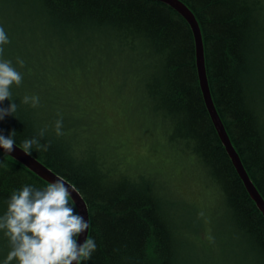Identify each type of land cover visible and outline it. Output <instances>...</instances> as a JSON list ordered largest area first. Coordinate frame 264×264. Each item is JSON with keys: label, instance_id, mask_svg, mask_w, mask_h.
Wrapping results in <instances>:
<instances>
[{"label": "trees", "instance_id": "16d2710c", "mask_svg": "<svg viewBox=\"0 0 264 264\" xmlns=\"http://www.w3.org/2000/svg\"><path fill=\"white\" fill-rule=\"evenodd\" d=\"M180 1L201 29L214 106L264 199V106L258 97L264 86V0ZM0 27L9 39L0 45V59L11 61L23 77L11 86L18 107L0 120V134L15 131L19 147L32 138L46 145V151L34 145L31 156L82 197L87 239L95 240L96 250L80 264H179L188 236L165 196L171 183L150 177L141 166L132 169L107 146L100 123L87 124L96 118L91 106H83L89 90L119 96L120 105L136 111L154 139L167 142L196 173L221 209L225 232L234 241V264H264V217L206 109L194 37L181 15L155 0H0ZM25 96H38L39 104L21 103ZM60 119L66 126L57 135ZM85 133L95 142L80 145L85 147L78 157L77 141ZM48 184L0 152V215L14 191ZM9 251L0 232V264Z\"/></svg>", "mask_w": 264, "mask_h": 264}, {"label": "rangeland", "instance_id": "374dc122", "mask_svg": "<svg viewBox=\"0 0 264 264\" xmlns=\"http://www.w3.org/2000/svg\"><path fill=\"white\" fill-rule=\"evenodd\" d=\"M260 90L258 97L264 106V86ZM82 100L85 108L87 105L92 107L87 108L96 117L94 122L88 120L87 124L92 125L97 121L100 123L105 131L106 144L116 152L117 157L133 164L132 169L138 170L141 166L140 169L150 177L165 184H168L167 181L171 183L170 191H166L165 196L170 198L169 202L180 216L188 235L185 248L181 250L179 264H234V241L225 232L221 209L214 196L210 199L209 191L196 173L186 167L183 158L175 154L167 142L164 141V144L163 141L154 139L153 130L149 127L148 131L143 127V122L137 119V112L133 115L127 103L120 105L119 96L108 91L102 95L89 90L83 93ZM65 126L66 123L62 120V127ZM86 136L87 133L80 135L81 141H77L79 146L95 142ZM81 147L85 146L78 148V157L83 155ZM213 219V234L208 237V221ZM218 251L225 257L221 258Z\"/></svg>", "mask_w": 264, "mask_h": 264}, {"label": "clouds", "instance_id": "9594fccd", "mask_svg": "<svg viewBox=\"0 0 264 264\" xmlns=\"http://www.w3.org/2000/svg\"><path fill=\"white\" fill-rule=\"evenodd\" d=\"M9 43L3 27H0V45ZM0 47V56L3 54ZM23 67L24 62L18 60ZM22 75L12 62L0 59V104L5 100L11 103L7 108L0 107V120L13 116L17 103L12 99L11 86L22 83ZM21 103L39 104L38 96H25ZM62 119L55 124L56 134L62 135ZM16 132L8 136L0 134V148L11 153L16 147ZM43 138L44 130L39 132ZM41 146L36 138L25 139L20 149L30 156L33 146ZM71 192L65 182L58 178L43 188L25 185L14 191L7 203V210L0 215V232L7 238L10 251L3 264H80L91 258L96 250L94 239H85L78 244L77 238L87 232L89 224L75 211L70 203Z\"/></svg>", "mask_w": 264, "mask_h": 264}, {"label": "water", "instance_id": "95a60500", "mask_svg": "<svg viewBox=\"0 0 264 264\" xmlns=\"http://www.w3.org/2000/svg\"><path fill=\"white\" fill-rule=\"evenodd\" d=\"M157 2L163 3L167 6H169L171 9L176 11L179 15H181L189 24L193 37L195 42V52H196V66H197V73H198V79L199 84L201 88V92L203 95L204 103L206 106V109L209 113V116L211 118V121L214 125V128L219 136V139L225 148V151L227 155L229 156L237 174L239 175L248 195L250 198L254 201L256 204V207L261 212V214L264 217V199L258 192L257 188L251 181L250 177L248 176L241 159L239 158V155L234 148L229 135L226 132V129L217 113V110L214 106L207 75H206V68H205V57H204V45H203V39L201 30L199 27V24L197 22V19L195 18V15L192 13V11L180 0H155ZM0 152L7 155L8 157L12 158L28 170H30L32 173L43 179L44 181L48 183L55 182L58 178L62 179L66 186L69 187V190L71 192L70 199L73 201L74 205L76 206L77 212L84 217L85 221L89 224V215L88 210L86 207L85 202L83 201L82 197L79 195V193L73 188V186L64 180L62 177L56 175L54 172H52L50 169L45 167L41 162H39L36 158L33 156H27L23 153V151L20 149V147L16 144V147L14 146V150L11 153H5L4 149L0 148ZM88 232L81 234L77 238L78 244H83L85 239L88 237ZM75 264V262H74Z\"/></svg>", "mask_w": 264, "mask_h": 264}, {"label": "bare ground", "instance_id": "6f19581e", "mask_svg": "<svg viewBox=\"0 0 264 264\" xmlns=\"http://www.w3.org/2000/svg\"><path fill=\"white\" fill-rule=\"evenodd\" d=\"M201 30V29H200ZM65 180V179H64ZM67 181V180H66ZM68 182V181H67ZM74 188V187H73ZM75 189V188H74ZM76 190V189H75ZM77 191V190H76ZM78 192V191H77ZM80 195V194H79ZM73 202V201H72ZM76 207V206H75Z\"/></svg>", "mask_w": 264, "mask_h": 264}]
</instances>
